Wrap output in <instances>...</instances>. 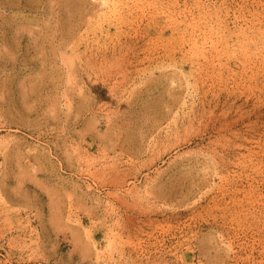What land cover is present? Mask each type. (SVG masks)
Masks as SVG:
<instances>
[{"label":"rangeland","instance_id":"rangeland-1","mask_svg":"<svg viewBox=\"0 0 264 264\" xmlns=\"http://www.w3.org/2000/svg\"><path fill=\"white\" fill-rule=\"evenodd\" d=\"M0 264H264V0H0Z\"/></svg>","mask_w":264,"mask_h":264}]
</instances>
